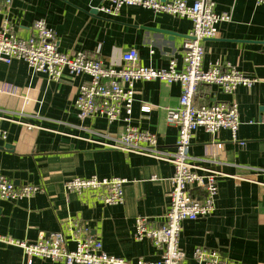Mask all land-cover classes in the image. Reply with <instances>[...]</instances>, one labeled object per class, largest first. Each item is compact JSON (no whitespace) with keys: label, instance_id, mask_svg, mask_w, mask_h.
<instances>
[{"label":"crops","instance_id":"crops-1","mask_svg":"<svg viewBox=\"0 0 264 264\" xmlns=\"http://www.w3.org/2000/svg\"><path fill=\"white\" fill-rule=\"evenodd\" d=\"M214 1L215 11L231 13L232 20L220 24L216 38L204 41V67L230 65L259 81L232 94L217 85L198 88V104L236 102L240 127L236 140L226 129L215 135L199 129L193 136L192 162L220 173L219 193L212 215L183 222L179 247L185 259L180 264H197L193 257L197 247L218 251L227 264H264V4ZM98 4V0H13L0 13V28L8 19L11 32L27 39L34 34L33 24L44 19L56 32L63 53L81 52L120 66L123 54L136 49L143 66L164 69L172 58L179 68L183 66V43L193 27L189 18L135 6L109 17L93 13ZM88 81L87 75L69 73L51 80L33 73L23 61L0 64V115L5 117L0 125L8 132V139L0 141V174L19 187L30 183L45 188L31 198H0V234L34 243L41 234L79 221L84 234L101 240L109 255L155 261L160 251L148 239L135 238V222L144 216L154 227L165 223L174 166L102 146L97 133L117 138L128 123L125 112L116 121L101 115L81 118L75 100L80 85ZM135 86L129 124L156 133L160 149L173 152L178 128L169 122L167 111L178 106L180 84L153 80ZM142 105L151 106V111L143 113ZM91 176L126 179L124 203L107 205L93 193L67 191L68 180ZM66 234L69 248H74L73 236ZM0 264L63 263L42 258L29 262L22 248L0 242Z\"/></svg>","mask_w":264,"mask_h":264},{"label":"built area","instance_id":"built-area-1","mask_svg":"<svg viewBox=\"0 0 264 264\" xmlns=\"http://www.w3.org/2000/svg\"><path fill=\"white\" fill-rule=\"evenodd\" d=\"M13 0L0 3V13L9 8ZM264 4V0H256ZM95 7L99 13L116 17L124 7H141L154 13L168 14L177 18H189L192 23L190 37L183 43V66L179 68L174 58L164 69L143 66L139 53L130 49L122 56V65H106L98 56L84 53H63L58 44L56 32L44 19L33 24L34 34L21 38L11 32L8 19L0 28V64L13 61L25 62L33 73L44 74L51 80H60L65 74L87 75L89 81L80 85L75 100L82 119L96 115L111 121L121 119L125 112L128 125L117 138L97 133L98 142L104 146L126 152H134L174 166L171 179L170 206L165 214V223L154 227L149 219L139 216L135 222L134 236L137 240L148 239L160 251L155 261L138 259L130 261L109 255L101 240L85 235L79 221L68 222L62 230L52 234H41L34 243L19 241L12 236L0 234V242L22 248L29 257L49 259L63 264H180L185 253L179 247L182 224L212 215L219 193L220 173L203 169L192 162L190 149L192 139L199 129L215 135L222 129L229 130L234 140L240 127L239 106L236 102L220 101L212 104H198L197 91L200 85H217L223 92L232 94L240 86L252 88L259 80L250 77L237 68L210 64L204 67V41L218 36L220 24L230 22L232 14L217 13L214 0H98ZM159 80L168 84L179 83L181 96L176 108L168 109V120L178 128L173 152L160 149L158 136L129 124L136 96V83ZM2 92V90H0ZM141 111L148 113L151 106L142 105ZM5 120L0 115L1 121ZM8 139V132L0 125V141ZM222 144L217 147L222 148ZM124 178L76 177L65 184L67 191L81 195L91 193L104 204H123L125 201ZM198 190V194L194 191ZM45 192L42 185L16 184L0 174V198L19 200L31 198ZM70 232L74 248H69L67 234ZM197 264H227V260L213 249L197 247L193 253Z\"/></svg>","mask_w":264,"mask_h":264},{"label":"water","instance_id":"water-1","mask_svg":"<svg viewBox=\"0 0 264 264\" xmlns=\"http://www.w3.org/2000/svg\"><path fill=\"white\" fill-rule=\"evenodd\" d=\"M97 12V10H93V13H96ZM170 35H171V38H170V40H173V33H169Z\"/></svg>","mask_w":264,"mask_h":264}]
</instances>
